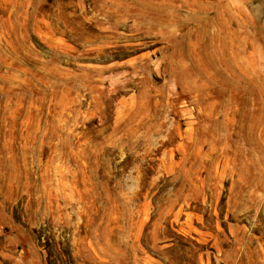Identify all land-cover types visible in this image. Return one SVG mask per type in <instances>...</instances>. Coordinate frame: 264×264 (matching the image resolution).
Here are the masks:
<instances>
[{
	"label": "rangeland",
	"instance_id": "1",
	"mask_svg": "<svg viewBox=\"0 0 264 264\" xmlns=\"http://www.w3.org/2000/svg\"><path fill=\"white\" fill-rule=\"evenodd\" d=\"M0 264H264V0H0Z\"/></svg>",
	"mask_w": 264,
	"mask_h": 264
}]
</instances>
